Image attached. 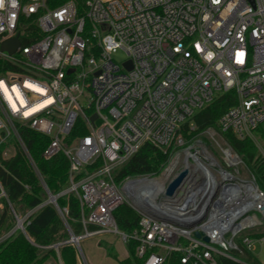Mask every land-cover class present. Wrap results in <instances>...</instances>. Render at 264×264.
Masks as SVG:
<instances>
[{
  "label": "built area",
  "instance_id": "obj_1",
  "mask_svg": "<svg viewBox=\"0 0 264 264\" xmlns=\"http://www.w3.org/2000/svg\"><path fill=\"white\" fill-rule=\"evenodd\" d=\"M50 1L0 0V166L18 146L28 153L19 127H29L50 138L44 159L68 158L69 187L60 195L80 201L84 233L75 235L69 205L61 208L50 195L47 203L70 238L42 248L60 257V247L71 244L79 254L82 239L118 234L137 243L142 264H165L172 253L183 264H250L234 254L253 252V236L242 234L264 224V191L251 172L253 180H239L222 169L209 148L244 165L223 134L257 144L253 133L264 122V0H66L58 7ZM14 38L20 46L4 51ZM118 51L125 53L122 62L113 57ZM230 92L235 105L216 128L196 134L197 112ZM78 126L87 133L70 140ZM146 143L171 151L163 180L117 182V171ZM180 169L189 170L187 179L164 196ZM4 200L16 224L0 245L17 231L26 234L35 212L19 214L0 179V213ZM125 203L141 215L131 234L114 215ZM198 218L192 228L181 225Z\"/></svg>",
  "mask_w": 264,
  "mask_h": 264
},
{
  "label": "trees",
  "instance_id": "obj_2",
  "mask_svg": "<svg viewBox=\"0 0 264 264\" xmlns=\"http://www.w3.org/2000/svg\"><path fill=\"white\" fill-rule=\"evenodd\" d=\"M65 1L51 0L50 4L52 7H58ZM21 44H25L22 37ZM236 101L234 92L220 94L210 105L197 112L193 117L197 126L196 134L216 128L221 116L235 105ZM19 133L28 153L18 146L15 157L3 161L0 166V179L8 199L19 214L26 215L34 210L35 212L25 225L26 234L17 231L0 245V264H42L47 262L50 256L58 259L55 249L42 247L62 243L70 238L59 211L52 203H47L50 195L58 197L57 202L61 208L69 205L68 223L75 235L84 233L80 201L74 194L60 195L68 189L70 179V163L65 154L60 153L51 160H46L43 153L50 143V138L26 126L19 127ZM86 133L85 128L78 126L71 132L70 140ZM223 136L225 143L242 158L264 191V155H258L257 144L250 138L240 140L233 133H225ZM170 159L171 151L165 152L146 143L117 171V182L121 183L128 178L158 177ZM4 203L5 207L0 213V236L12 230L16 224L8 202L4 200ZM114 215L121 231L131 234L139 228L141 215L129 204L120 206ZM127 245L129 256L121 260L120 264H142V259L137 256V243L129 241ZM240 254H247L253 259L251 252ZM60 256L64 264H79L76 248L71 244L60 247ZM181 256L179 253H172L167 257L165 264H183ZM223 264L235 263L224 261Z\"/></svg>",
  "mask_w": 264,
  "mask_h": 264
},
{
  "label": "rangeland",
  "instance_id": "obj_3",
  "mask_svg": "<svg viewBox=\"0 0 264 264\" xmlns=\"http://www.w3.org/2000/svg\"><path fill=\"white\" fill-rule=\"evenodd\" d=\"M113 57L116 62H122L126 58L123 51H118L114 54ZM253 135L257 140L258 155L262 156L264 155V122L256 131H254ZM10 141H14V138H11ZM220 142L222 141L220 140ZM222 143L221 145L224 146V143ZM211 150L219 160V164L222 169H225L230 174L238 177L239 180H253L252 175L245 164L231 165V163L225 158V156L219 153L217 151V148H214V145L210 146L209 151L211 152ZM180 167H183L182 162L180 163ZM148 178L154 180H163L164 177H161L159 175L158 177ZM259 217L262 218V216ZM242 235L253 236V252H251L253 259L249 258L247 254L242 255L240 253H235V257L240 259L242 262L250 264H264V224L249 229ZM257 236H259V238ZM80 246L82 252H79L78 254V251L76 250L79 264H120L121 260H124L129 256L127 242L124 241L123 237L118 234H108L106 237H104L103 240L101 239V237L84 238L81 240ZM60 257L58 255V259H55L53 258V256H50L48 261L42 264H62L63 261Z\"/></svg>",
  "mask_w": 264,
  "mask_h": 264
},
{
  "label": "water",
  "instance_id": "obj_4",
  "mask_svg": "<svg viewBox=\"0 0 264 264\" xmlns=\"http://www.w3.org/2000/svg\"><path fill=\"white\" fill-rule=\"evenodd\" d=\"M20 46V40L18 38H14L11 40H8L5 42L2 46V49L4 51H7L11 54H13L16 49ZM127 67L130 68V63L127 64ZM189 175V170L188 169H180L178 170L170 179L169 181L164 185L162 189V194L164 196H172L175 194V192L183 185L184 181L187 179ZM50 200L56 201L57 197L51 195ZM201 222V219H195L193 221L189 222H182L181 225L187 228H192L196 225H198ZM195 236L197 238H201L202 234L196 233ZM206 242H209V238H204Z\"/></svg>",
  "mask_w": 264,
  "mask_h": 264
},
{
  "label": "crops",
  "instance_id": "obj_5",
  "mask_svg": "<svg viewBox=\"0 0 264 264\" xmlns=\"http://www.w3.org/2000/svg\"><path fill=\"white\" fill-rule=\"evenodd\" d=\"M108 234H105V235H102V236H98V237H101V239L103 240L104 237H106ZM101 242V241H100Z\"/></svg>",
  "mask_w": 264,
  "mask_h": 264
}]
</instances>
